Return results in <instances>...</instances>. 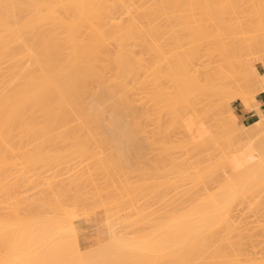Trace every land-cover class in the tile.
<instances>
[{
    "label": "bare ground",
    "instance_id": "6f19581e",
    "mask_svg": "<svg viewBox=\"0 0 264 264\" xmlns=\"http://www.w3.org/2000/svg\"><path fill=\"white\" fill-rule=\"evenodd\" d=\"M248 10L256 11L257 13H259V15H257V16H252V15L244 16V15H242L244 12H246ZM263 13H264V0H0V64L4 61L7 62V60H11L9 67L12 68V71H10V73H8V72L7 73H0V183L3 180L2 174L5 171V168L10 164L7 162L8 160H7L6 154L8 153V151H11V153L16 155L19 153V151L21 150V146H22V145H20V147H18V146L14 147L11 145V143H10L11 141H9V143H10V145H9V143H8L9 139L12 141H13L12 138L15 139L17 137L19 140H20V138H23V137L24 138L28 137V139L31 138L30 140H37L41 137L42 138L44 137L43 139H46V138L52 139V137L57 139L58 136L61 138V140L62 139H68L70 136L68 134H67L68 136H66L65 134L68 133L67 131H69V130L71 132L72 127L74 126L76 129L73 128V129H75V131L72 130V131H74L72 133L74 135H76V134L80 135V133L82 132L83 133V137H82L83 141H87V139H84L87 136L89 137L90 140H92V138L95 140V139H98L99 137L101 139H104L102 136V133H105V132L106 133L109 132L108 134H110V135H108L109 136L108 138H112L115 141H116V139H119V138H121V140H122L123 137H125L124 139L127 138V140H129L128 138L131 137L130 132H132L133 135L136 134L134 129H133V126H131L132 123H134L138 120V119H134V118L141 116L138 114H137V116L135 115V117L133 116L136 112V111L134 112V109H135L134 106H136L137 104H136V102L133 103L134 100L132 99V98H135L134 95L132 97V94H134L133 93V91H135L134 88L137 87L136 82L140 80V82H138L141 84L140 86L142 88V89L140 88L141 89L140 92L142 90H144V91L146 90V92L149 93L150 95L153 92V94L151 96H153L155 98V101L153 102L154 106L152 105L154 108H151L150 105L152 103L150 104V102H152L154 100L153 97H151L149 94H147L144 91H143L144 93L141 92V93H143L142 97H144L145 94L149 95V96L146 95L145 98L149 99L151 97L149 99L150 102L148 100L144 99V100L149 102L148 104L150 106V107L148 106V109L144 108V109H146L145 111L143 110V112H145V113H146V111L148 112L145 115V118H148V117L150 118V116H151L152 117V118H150V121H151V119L153 120V117L155 116L154 117L155 121L153 120L152 122H154V125H155V123H158L155 126H156V128H157V126H159L158 127V130L160 129L159 130V136H161L160 134L162 132V135L166 137V140H164V137L163 138L161 137L163 142L165 141L164 144H168L170 146V144H169V142H167V140L170 141V140L176 139V137H174V136H177L180 134L179 137L177 136L178 141L176 140L177 141L176 142L174 140V143L175 142L177 143V144L175 143L176 149L173 147L174 152L176 150H178L177 152L181 153L180 159H183L185 157L183 160H181L182 161L181 165H183V166L180 168L182 170H179V171H181L180 173H182V175L185 179L189 176L191 180L193 179V182L196 181V182H200V183L203 182V183H207V184L210 183L211 181H213L215 183L216 181H214L215 180L214 177L215 178L217 177L218 182H219V186H220L219 188L221 189V190L218 189L216 192H214L215 194L211 193L210 192L211 188L213 189V191L215 190L213 188L214 183L212 184V182H211V185H212L211 188L209 187L210 184H209V186L207 185L208 188L206 187L205 193L200 192L199 195L196 194L198 196L195 197L196 200L195 199L193 200L194 203L192 201L191 202L187 201L188 203H192V204L189 205L187 203L189 206L188 205H187L188 207L183 206L182 209L179 210L180 212L179 211L176 212V213H178L177 215L174 214L175 216L174 215L170 216V215H172V214H170L169 218H164L166 221V223L164 222V225L162 227L163 232H164V234H163L164 236L163 237L161 236V238H164V239H163L162 243L159 240L160 243L162 244L161 245L162 250L159 249V244L154 243V240L152 241V239H151L157 233H154V235L152 234V237H149L151 239V241L145 242L146 244L142 243V244H144V246L141 244L140 240H138L139 241L138 242L136 239V242L138 244L140 243L143 246L142 249L144 250L143 251L144 254L146 252V253L150 254V256H153V255L159 256L158 254L162 253L163 257H165V261L167 264H264V257H263L264 256V225L260 224V223L264 222V220H263L264 218L262 219L263 221H261V219H258L259 217L258 218L256 217L257 213H254L255 218H257V219H252V220L248 221V218H246L245 215L242 216L243 215L242 212L244 210L239 209L241 207L243 209L245 206H247L248 209L250 207V203L248 202L249 205H247L248 203L245 204L246 202L244 203V201H243V206L239 207L240 203L242 205L243 199H241V197L242 198L244 197V199H245V196L248 195L247 197L249 198V196L253 195L252 193L255 192L256 188L259 189V188L263 187V189H264V153H263L264 145L259 146L260 148L258 146H255V147L251 146L254 149V152H252L249 156L247 155L248 157L242 156L243 157V159H241L242 163L239 164V166L237 168H235L236 166L235 167L232 166L234 168V171H232L234 173L233 177L231 178L232 180H230L229 178L227 179L224 172H222V174H220V175H222V177H220L221 180L219 179L220 175L216 174L220 168L224 169V167L226 166L225 165V159L226 158L224 159V157L225 156L228 157V155L224 154L225 156L223 157L222 161L219 160V162H218L219 164H221V166H224V167H220V165L218 163L217 164L215 163L214 165H212L215 168L218 167V170L214 169V167H210V168L208 167L209 166L208 164H210L214 161V158H215L214 156H213V161H211V160L209 161L208 159H206L205 156H201L202 154H206V152H205L206 150L208 152V149L209 150L211 149L208 146V144H211V143H208V142L211 141L212 146H213L214 145L213 143L217 142V139H215V138H220L222 135L221 133L224 132L222 125L220 126V124H218L217 120H216L215 122H216L217 126H216L215 130H217V128L220 126V127H222L223 132L221 130H219L220 129L219 128L218 131L221 132L220 137L218 136L219 132H217L218 135L216 134L218 137L211 135L213 133L215 135V132H211L213 130L212 129L213 127H211V126H214V125H211L212 124L211 122H213L215 120L214 119L213 121H211L212 117H213V115H215V117H216V115H218V113L220 111V110L219 111L217 110L218 111V112L216 111L217 114H213V111H215V109L217 108L216 106L219 107L218 104H215V101L217 98H214V97H216V95L218 97V95H219L218 99H219V102L221 105L222 104L227 105L228 103H230V98L228 99V97H230L229 95L233 94V93L228 92V90H227V89H230V88H227L228 86L230 87L229 83L231 82L229 76L231 75V72H233V73L236 72V73L240 74L242 77H243V75L245 76V74L242 73L243 71H241V68L243 67V64H244L243 60L245 58H247V56H249L247 54L251 53V52L247 53L246 49H247V47H249L251 49L252 48L250 46L251 44L252 45L253 44H259L258 41L253 42V37H248V36L244 35L245 33L242 30L244 18L247 17L249 20H253L256 23V26L258 27V29H262V28H264V14ZM230 26H233L234 29H237L238 31L234 30L231 32V30H229L227 33H224L223 31L230 29ZM224 35H226V36H224ZM227 36L230 40L233 39L235 41V43H237L238 45H236L234 47L233 46L230 47L229 43H227L229 45V46L227 45L228 48L225 45H224L225 47L222 46L221 42L223 40L227 41V39H224ZM162 39H164V40L162 41ZM258 39L261 42H264V34H261V36ZM229 42H231V41H229ZM112 43L115 44V46H116V48L114 50L112 47L113 51L110 49V45ZM224 43H226V42H224ZM248 44H249V46H247ZM165 45L168 46V49H165L166 48ZM215 58L217 59V62L215 61L216 60ZM220 61H223L224 63L229 65V67H227V69L230 68V70H232L230 72V74L227 72V69H224L227 73L223 69H218V67H220L219 66L220 64L216 65L215 62L219 63ZM236 63L239 64L238 70H237V66H236L237 64ZM226 64H225V68H226ZM233 65L236 66V69L234 67L235 71L232 68ZM222 66H223V64H222ZM239 66H240V68H239ZM262 66L264 67V65H262ZM8 70H10V69H8ZM258 70L259 69L253 70L255 73L258 74L257 77H259V75L260 76L262 75V73L258 72ZM216 71H217V73H215ZM143 74L145 75V77H143L144 76ZM233 76L234 75H232V77ZM236 77H239V75H236ZM216 78H217V80H216ZM228 78H229L230 82L228 81ZM134 81H135V83L133 85L132 82H134ZM216 81H218V82L216 83ZM233 81L234 80H232V82ZM257 83L260 84V86L262 85V83L264 84V77L263 78L260 77L258 79V81L256 82V84ZM150 84L152 85L151 90H149L151 87ZM149 85H150V87H149ZM140 86L138 84V87H140ZM258 89H260V88L258 87ZM261 89H263V88H261ZM216 91H217V93H216ZM229 91H231V89ZM260 91L261 90H259V92ZM215 93H216V95H215ZM227 93H230V94L228 95ZM240 94H239V96H241V97L244 95L243 93L241 95ZM142 97H140V98H142ZM136 98H137V96H136ZM244 98H245V96H244ZM218 99H217L216 103H218ZM140 100L144 101L143 98ZM138 101H137V103H138ZM142 101L141 102L139 101V103H138L139 106H140V103L142 105ZM146 101L144 103H146ZM198 104H200L199 105L200 107L197 106ZM145 105L146 104H144V106ZM213 107H216V108H214V110H213ZM142 108H143V106H142ZM149 109L150 110L154 109L155 113H154V111H152L153 113H151V111ZM149 111H150V113H149ZM133 112H134V114H133ZM139 112L140 111H137L136 113H139ZM152 114H154V116H152ZM146 116H148V117H146ZM140 118H144V116L143 117L141 116ZM144 120L141 123H144L145 122ZM139 121H142V120L139 119ZM73 122H76L75 124H77V125H81V124H84V125L89 124V125L88 126L82 125L84 127H82V128L80 127L78 129L77 127H79V126L76 127ZM77 122L80 124H78ZM105 122H107V124L111 123L112 125L107 127V124ZM226 122L224 123V125L226 124ZM69 123L70 124L72 123L74 125L71 124L72 126L69 128V126H70V125H68ZM97 123L98 124L101 123L100 124L101 126H102V123H103V126H104V124H106V127L104 128L102 126V128H104V129H100L101 126L98 127ZM122 123H124V124L129 123V125L132 127V129L127 124H125V126H121L120 124H122ZM92 124H94V125H92ZM227 124L229 125L228 122H227ZM58 125H60V126L62 125L63 127H65V125H67V127L65 129H63L66 133H61V132H63V130L60 127L61 131H59L58 132L59 134H58L56 132L57 130H59ZM93 126L95 128L98 127L99 129L98 128L95 129V128H93ZM139 127H141V126H139ZM148 127H150V126H148ZM141 128H139L140 130L137 129V131L138 132L141 131L143 129V128L142 129ZM156 128H155V130H156ZM226 128L227 127L224 126V129H226ZM147 129H149V128H147ZM144 130H146V129H144ZM158 130H156V131H158ZM75 132H77V133L75 134ZM98 132H99V135H98L99 137L97 138L95 136ZM143 132L146 133L145 131H143ZM100 133H101V135H100ZM60 134H62V135H60ZM73 134H72V137H70L69 139H74L77 141V143H75L76 144L75 146H74V144L72 145V148L74 146V148H73L75 151L74 153H76L77 155L79 153L80 154L89 153L90 151H89V148L87 146L88 144L87 145L85 143L79 144L80 143V137H78L79 135L78 136L76 135L77 137H74ZM105 134H103V135H105ZM227 134H229V132ZM227 134H223V135L225 136ZM55 135H56V137H55ZM85 135H87V136H85ZM106 135H105V137L107 138ZM48 136H50V137H48ZM91 136H92V138H91ZM136 136H137V134L135 135V137ZM144 136H146V135H144ZM152 136H156V135H152ZM157 136H158V134H157ZM205 136H207V137H205ZM228 136L229 135H227V137ZM66 137H68V138H66ZM135 137H133V138H135ZM60 138H58L59 141H60ZM139 138H140V136H139ZM18 139H16V140L18 141ZM220 139H223V138H220ZM30 140H29V143H30ZM207 140H208V142H206ZM225 140H226V138H225ZM26 141H28V140L26 139ZM115 141H113V142H115ZM213 141H215V142H213ZM102 142H103L102 143L103 146H105V148H106L107 142L104 143V140ZM118 142H120V140ZM118 142L117 143L115 142V144H112V145L114 147L116 146L117 149L120 148L119 151H121L123 153L124 150H122L121 148H123V147L125 148L127 146V144L123 143L122 141H121L122 143L121 142L118 143ZM26 143H28V142H26ZM78 144H79V147L77 146ZM145 144H146V142H145ZM164 144H162V145H164ZM204 144H206V145L204 146ZM215 144H216V146L218 145L217 143H215ZM122 145H124V146H122ZM146 145H148V144H146ZM149 146H150V144H149ZM33 148L35 150L34 156L29 157L30 159H27L26 162L23 161V162H25V164L27 163L29 166H32V170L34 169L33 168L34 164L35 163L37 164V162L39 163L43 159L42 158L43 154L44 155L47 154V153L45 154V152H46L45 148L46 147L44 146V144L41 145L39 143H37V144L35 143ZM56 148H54L52 150L54 151ZM261 148L263 151L261 150ZM58 150H59V148H57L55 151H58ZM219 150H220V147H219ZM223 150H225V149H223ZM23 151H25V149ZM259 151H262V152H260L261 154L259 153ZM60 152H61V149H60ZM70 152L68 151V154ZM116 152L118 153V151H116ZM125 152H127V151H125ZM211 152H213V151H211ZM64 153L66 155L67 151H65ZM122 153H121V155H122ZM171 153H173V152H171ZM223 153H225V152L223 151ZM20 154L24 155L23 153H19L18 155H20ZM35 154H36V156H35ZM91 154H93V153H91ZM119 154H120V152H119ZM136 154H137V152H136ZM179 154H176L173 156L176 157ZM32 155H33V153H32ZM54 155H56V154H54ZM54 155L52 157H54ZM59 155H61V153H59ZM210 155H212V154H210ZM39 156H41L42 159H40ZM182 156H184V157L182 158ZM206 156H207V154H206ZM56 157L60 159V156L58 157V152H57ZM61 157H63V155ZM97 158H96L97 160H100L99 156ZM145 158H147V157H145ZM167 158H169V157H167ZM189 158H191V160H192V158L197 159L199 162L198 163L197 161H195V163L197 162L198 165H196V167L194 168L195 171L192 170V174L194 173V175L189 174L191 172V170H189L190 172H188V169L189 168L192 169L195 165V163L193 162L194 165L192 164L193 167L191 166V162L193 160L189 164V160H190ZM202 158H205L206 159L205 161L208 160V163L205 162V163H207L208 166L204 165L205 163H203V167H202V165L200 166L201 162L204 161ZM93 159H95V158L93 157ZM174 159L175 158H173V160ZM176 159H178L177 160L178 162L180 161L179 158H176ZM14 160H15V158H14ZM55 160H58V159H55ZM119 160H120V158H119ZM43 161L45 162V160H42V162ZM12 162H14V161H12ZM23 162L21 161V164ZM44 162H43V164H44ZM101 162H102V160H101ZM103 162H104V159H103ZM103 162L101 164H102V166H104V169H106L105 168L106 165H104ZM227 162L230 163V159ZM92 163H93V161H92ZM119 163L117 165H119ZM127 163H129V162H127ZM127 163H126V165H127ZM222 163H224V165ZM229 163H227V164L230 167L231 165ZM45 164H46V162H45ZM114 164H116V163H114ZM121 164L122 163H120V165ZM177 164H180V163H177ZM89 165H90V163L88 164V166ZM96 165H97V163H96ZM185 165H187V168L185 167ZM216 165H217V167H216ZM70 166H72V165H70ZM102 166H100V169ZM111 166H113V165H111ZM122 166H123V164H122ZM130 166H131V163H130ZM163 167H165V166H163ZM232 167H231V169H232ZM22 168H24V167H22ZM176 168H177V166H176ZM29 169H31V168H29ZM163 169H165V168H163ZM108 170L109 169H106L105 172H108ZM154 170H155V168H154ZM170 171H172V169ZM7 172H8V169H7ZM115 172H116V170H115ZM23 173H22V175H24ZM154 173H156V172H154ZM158 173H160V172H157V174ZM214 174H215V176H214ZM103 175H104V173H103ZM108 175H110V174L108 173ZM141 175H142V173H141ZM164 176H165V174H164ZM224 176L226 178L225 180H224ZM16 177H15V179H16ZM183 177H181V178H183ZM34 178H33V180H34ZM112 178H111V180H112ZM222 178L224 181L222 180ZM13 179H14V177H13ZM105 179H107V178H105ZM166 179H168V178H166ZM23 181H22V183H23ZM86 181H88V180H86ZM220 181L221 182L223 181V182L221 183ZM98 182H100V181H98ZM15 183H16V181H15ZM172 183H173V181H172ZM2 184H3V182H2ZM7 184H9V183H7ZM145 185L147 186V184H145ZM3 186L4 185H2V187ZM18 186L16 185V187H18ZM30 186L28 185V187H30ZM4 187L2 188L3 190L5 189ZM8 187H7V189H8ZM16 187H14V188H16ZM202 187H204V186H202ZM52 188H54V186ZM59 188H61V187H59ZM97 188H99V187H97ZM199 188L200 187H198V189ZM26 189L27 188L25 187V190ZM33 189L34 188H32V190ZM94 189H95V187H94ZM109 189H111V188L109 187ZM202 189L204 190L205 188H202ZM8 190L10 191V193H12V191H13V190L11 191V188ZM170 190H172V189H170ZM0 191H1V189H0ZM4 191L6 192V190H4ZM29 191L30 190H28L26 192H29ZM108 191H110V190H108ZM218 191H219V193L216 194ZM5 192H3V194H5ZM10 193H8V194H10ZM203 193L208 194L207 196L205 195L207 198L205 196L201 195L202 197H205L206 199H202V198L199 199L201 197L200 194H203ZM248 193H251V195ZM3 194H1V195H3ZM17 194L19 195V193H17ZM147 194H149V193H147ZM182 194H184V193H182ZM18 195H17V197H18ZM3 196H5V195H3ZM8 196H10V195H8ZM24 196H26V195L24 194ZM182 196H184V195H182ZM255 196H257V195H255ZM261 196H262V193H261ZM7 197H5V198H7ZM20 197H23V196H20ZM28 197H30V196H28ZM28 197L27 196H26V198L23 197L22 201L24 199L27 200ZM75 197H76V195H75ZM10 198H12V197L10 196ZM35 198H36V196H35ZM42 198L44 201V196ZM81 198H82V196H81ZM251 198H252V196H251ZM1 199H0V201H2V202H0V204L1 203L4 204V201H5L4 197L2 200ZM141 199H142V197H141ZM239 199H241V201ZM40 200L42 201L41 197L38 198V200L36 199L34 201H37L38 202L37 204H39ZM106 200H108V199H106ZM176 200H175V202H176ZM6 201H7V199H6ZM46 201H48V200H46ZM250 201L252 202V200H250ZM49 202H46L47 203L46 206H48L50 204ZM92 202H94V201H92ZM12 203L10 204L11 207H13V208L15 207V209L17 210L16 206H13ZM28 203H27V205H28ZM30 204L32 205V203H30ZM51 204H52V201H51ZM179 204H180V202H179ZM244 204H245V206H244ZM262 204L263 203L261 201L260 205H258V206L260 208V211L263 213L264 210H261ZM79 205H80V203H79ZM135 205H136V203H135ZM50 206L52 207V205H50ZM99 206L100 205H98L97 208ZM253 206H255V205H253ZM253 206L250 208L252 209ZM35 207L38 209L37 206H35ZM40 207L43 208L42 206H40ZM255 207L253 209H256ZM259 208H257V209H259ZM6 209H8V208L6 207ZM32 209L33 208L30 209L29 213H32L31 212ZM54 209L55 208H53V210ZM112 209H114V208H112ZM176 209L177 208H175V211H176ZM244 209L246 211V208H244ZM262 209H264V205H263ZM33 210H35V209H33ZM47 210H46V212H47ZM53 210H51V211H53ZM236 210L238 213L237 212L235 213ZM240 210H241L242 214L240 213ZM12 211H13V209L11 210V212ZM27 211H28V209H27ZM27 211H25L24 214H26ZM36 211L37 210H35V212ZM55 211H56V209H55ZM111 211H109V212H111ZM19 212H21V210ZM56 212H58L57 214H59L58 210ZM107 212H108V210H107ZM2 213L5 214V212H2ZM41 213H43V212H41ZM44 213H45V211H44ZM173 213H175V212H173ZM245 213H247V212H245ZM17 214L13 215V213H12L11 217L14 216L13 218L20 220V219H18V217H16V216H18ZM24 214H23V216H21L22 214H20L19 216L27 218L28 215H24ZM33 214L35 215V213H33ZM47 214H50V213H47ZM246 215L249 216V212ZM250 215H251V212H250ZM251 216H253V215H251ZM5 217H7V216H5ZM8 217L10 218V216H8ZM64 217H66V216H64ZM108 217L110 218V216H108ZM161 217L163 219V215H161ZM253 217H250V218H253ZM13 218H10L9 220L12 219L15 222V219H13ZM28 218H27V220L30 221V222L29 221L28 222L33 223L34 225L29 224L30 225L29 227L27 225L26 226V227H28L27 228L28 230H26L27 232L25 230H23L26 227H24V225H21L23 233L22 232L18 233V235L21 234L19 236L17 234H15L18 231H21V229H20L21 226H19V228L17 227V225H19V223L17 225L15 223V225H13L14 224V223H12L13 221L12 222L10 221L11 222V226H10V222L6 221V219H5V221L9 223L8 225L4 224L5 222L4 223L2 222L3 219L1 220L0 224L3 223L4 226L3 225H0V226L6 227V228H4V232L1 231V234L5 233V231L7 232V230L11 234L10 235L9 233H6V234H8V237L6 236L7 239L5 238V240H7L5 242L6 243L5 246L7 247V249L9 247V249H8L9 251L12 249L13 252H17V251L20 252V250L24 251V249L28 248V247L29 248H32V247L35 248V246L37 247V244H38V248H40V246L45 247V245H43V244H46L47 248L48 247L50 248L51 246H53L51 243H49V244H51V246L49 244H47V242L45 243V241L47 239L46 240L44 239L45 241L44 240L38 241L39 239L40 240L43 239L42 237L40 238L41 231L46 230V229H43L40 231L38 229L40 227V226H38V224H40V222H39L40 218H39V221H38V219L33 221L32 219H34L35 217L32 219L30 217H28ZM49 218H50V216H49ZM52 218H54V217H52ZM153 219H155V218H153ZM7 220H8V218H7ZM27 220H25L24 222H27ZM50 220H51V218H50ZM155 220H157V219H155ZM158 220L160 221V219H158ZM46 221H48V220H46ZM56 221H58V220H56ZM162 221H164V220H162ZM251 221L252 222L258 221L259 223L258 222L251 223ZM67 222H68V220H67ZM55 223L56 222H54V224ZM68 223H69V225L66 227V229H65V227L63 229H65L67 231L69 230V232L66 233V231H64V230H60V229L59 230L63 233H66V234H68V233L74 234L75 233L74 224L72 222H70V219H69ZM126 223H128V222H126ZM135 223L136 222H134V224ZM247 223L250 224L251 226L248 225ZM255 223H257V225L258 224H260V225L257 226ZM25 224H28V223H25ZM140 224H142V222ZM253 224H255V226ZM61 225L64 226L63 223ZM43 226L41 224V227H43ZM118 226L116 225V227H118ZM253 226H254V228H253ZM36 227H37V229H36ZM149 227H150V225H149ZM13 228L20 229V230H16ZM32 228H34L35 231ZM114 228H111V229L113 230ZM156 228L157 227H155V229ZM255 228L257 229L258 232L256 231ZM47 229H48V227H47ZM50 229L53 230V228H50ZM57 229H55V230H57ZM152 229L154 230L153 227H152ZM251 229L252 230L254 229L253 233H251V231H252ZM2 230H3V228H2ZM10 230H12V231H10ZM31 230H33V231L31 232ZM37 230H39L40 233ZM59 230H57V231H59ZM158 230L160 232L162 229L159 228ZM53 232H51V233H53ZM156 232H158V231H156ZM27 233L30 236L27 235ZM114 233H113V235H115ZM257 233H258V235H257ZM22 234L27 235V236H25V238H24V236ZM31 234H32V236H31ZM43 234H46V232L45 233L43 232L41 235H43ZM150 234H151V232H150ZM12 235H14L15 237ZM48 235H51V234L48 233ZM59 235H61V233H58V236ZM63 235L64 234H62V236ZM75 235L74 236L72 235V237L73 238L77 237ZM11 236L14 239L11 238ZM28 236H29V240L30 239L36 240V238H38L36 240V242L34 241L33 243H32L33 240H30L32 243V247H31V243H29L30 241L28 240ZM54 236H57V235L54 234ZM253 236H255V237H253ZM51 237L52 238H50V239H54L53 236H51ZM123 237L124 236L115 237V238H120V239H118V241H115V238H114L113 241H115V243L119 242L120 246H122L123 249H125V250H127V248H128L129 250L131 249L130 251L139 252L138 251V248H139L140 252L142 251V249H140V247H142L140 244H139V246H140L139 247L138 244L136 245L135 242H134L135 244H133V243L129 244V243H131V242H129V240H127L128 244L124 243V241L120 242ZM15 238H16V240H19V239L20 240L16 241ZM21 238L23 239V241ZM149 238H148V240H150ZM11 239L13 241H11ZM63 239H64L63 240L64 242L67 239L65 243L63 242V244H64L63 246L68 247V249L72 248L73 251L75 250L76 253L80 250L79 246H78V242L76 244L77 245L76 249H78V250H76L75 244L70 245V242L68 241L69 237H66ZM2 240H0V241L2 242ZM8 240H9V242H8ZM61 241H59V243ZM110 241L108 243H112V241L111 242ZM141 241H145V239H143V240L141 239ZM146 241H147V238H146ZM156 241H158V240H156ZM16 242H18V243H16ZM49 242H53V240H50ZM74 242L76 243L75 240H74ZM74 242L72 241V243H74ZM10 243H12V244H10ZM13 243H15L16 245L19 244L18 245L19 247L16 246L15 244L13 245ZM26 243L27 244L29 243L27 247H26V245H27ZM40 243H42V245H40ZM57 243H58V241H57ZM53 244H54V242H53ZM68 244H69V246H68ZM0 245H1V243H0ZM12 245H13V247L10 249V247ZM14 246L16 247V249ZM70 246H71V248H70ZM104 246L109 249V250H107L105 248L107 251L111 252L110 251V245L109 246L104 245ZM53 248H54V246H53ZM60 248H62V247H60ZM35 249H37V248H35ZM45 249L46 248H43V250H45ZM50 249H52V248H50ZM65 249H67V248H65ZM68 249L66 251H68ZM101 249L106 251L104 248H101ZM12 250H11V252H12ZM49 250H47V251L50 252L53 249L50 251ZM4 251H6V250H4ZM26 251L28 252V250H26ZM26 251L24 253H26ZM32 251H34L36 254L39 253L37 250H36L37 252L35 250H32ZM32 251H31V253H32ZM104 251L102 252L103 254L108 253L107 251H106V253H104ZM113 251H115V248L113 249ZM95 252L96 251H94L93 253L91 252L90 256H92V258H94L92 254H94ZM137 252H135V253L137 254ZM47 253L45 252V254H47ZM89 253L87 256H89ZM13 254L16 255V253H13ZM13 254L11 253L10 255H13ZM72 254H74V252ZM97 254H99V253L96 252L94 254L95 255L94 259H97L98 257L101 256V254H99L100 256H98ZM4 255H6V254H4ZM10 255H7V256H9L7 258L8 260L11 257ZM19 255H17V256H19ZM31 255H29L28 257H31ZM33 255H35V254H33ZM42 255H44V254H42ZM47 255H48V257H50L49 254H47ZM87 256L81 255V253H78L77 259H80V260H78V261H80L79 263L82 264L83 262L84 263L88 262L91 264L93 259L88 257L89 259L92 260V261L91 260L88 261L89 259H87ZM107 256H109V255H107ZM140 256H142V254ZM22 257H24V255ZM45 257L47 258V256H45ZM45 257L41 258V260L44 259ZM54 257H55V255H54ZM64 257L65 256H63V258ZM119 257L121 258V256H119ZM125 257L126 256H124L123 258L125 259V263H126V261H128L129 258H125ZM155 257L153 259L151 258L150 261L153 262L152 260H155V262H156ZM161 257H160V260H161ZM19 258L20 257L15 258L13 255V259H15V260L17 259V260L16 261L14 260L15 262H12V263L15 264ZM50 258H53V256ZM81 258H85V259H87V261L82 262L83 259H81ZM101 258H103V257H101ZM138 258H140V257H138ZM144 258H146V257H144ZM11 259H12V257H11ZM130 259H131V257H130ZM147 259H144V260L147 261ZM8 260H6V262ZM48 260L51 262L53 259L52 260L48 259ZM65 260H68V258ZM73 260H76V259L73 258ZM98 261L99 260H97L96 262H98ZM100 261H99V263H100ZM117 261L120 262V259H118ZM117 261H116V264H119V263H117ZM122 261H124V260L122 259ZM122 261L120 262V264L124 263ZM26 262L28 263V260ZM38 262H40V259ZM38 262H36L35 264H37ZM94 262H95V260H94ZM112 262H113V259H112ZM137 262H138V260L136 261V263ZM148 262H149V260H148ZM7 263L10 264L11 260H9ZM46 263H49V262L47 261ZM114 263H115V258H114ZM136 263H133V264H136ZM16 264H19V263L17 262ZM41 264H44L43 260H42ZM72 264H74V263H72ZM105 264H107V263L105 262ZM137 264H139V263H137ZM161 264H163V263L161 262Z\"/></svg>",
    "mask_w": 264,
    "mask_h": 264
},
{
    "label": "rangeland",
    "instance_id": "374dc122",
    "mask_svg": "<svg viewBox=\"0 0 264 264\" xmlns=\"http://www.w3.org/2000/svg\"><path fill=\"white\" fill-rule=\"evenodd\" d=\"M264 14V13H263ZM242 15H244V16H247V15H252V16H257V15H259V13H257L256 11H251V10H248V11H246V12H244ZM229 30H231V32L232 31H238L237 29H234V27L233 26H230V29H227V30H224L223 32L224 33H227ZM242 30L244 31V35H246V36H248V37H253V42H255V41H258V43L259 44H251L250 46L252 47L251 49L249 48V47H247V49H246V52L247 53H249V52H251V53H249V54H247V55H249V56H247V58H245L243 61H244V64H243V67L241 68V71H243L242 73H244L245 74V76L243 75V77L240 75V74H238V73H233V72H231L232 70H230V68H228L227 69V67H229V65L228 64H226V63H224L223 61H220L219 63H216L217 62V59L215 60L216 62H215V64L217 65V64H220L219 66L221 67H218V69H227V72L230 74V72H231V77L229 76V78H230V80H231V82L229 81V78H228V81L230 82L229 83V85H230V87L228 86L227 88H230L231 89V91H229L230 89H227L228 90V92H232L233 94H230V93H227L230 97H228V99L230 98V103H228L227 105H225V104H220V102H219V95H218V97H217V95H216V93H217V91H216V93H215V95H216V97H214V98H217L218 99V103H216L217 102V99H216V101H215V104H218L219 105V107L218 106H216V107H213V110H214V108H216L215 109V111H213V114H217V112L219 111V113H218V115H216V117H215V115H213V117H212V120L211 121H213L214 119V121L213 122H211L212 124L211 125H214V126H211V127H213L211 130V132H215V135H214V133L213 134H211V135H213V136H216V137H220V135H221V137L220 138H223V139H220V138H215V139H217V142H215V141H213V142H215V143H217L218 145L216 146V144L215 143H213L214 145V147L212 146V142L210 141V142H208V140L206 141V142H208V143H211V144H208V146L211 148L210 150L208 149V152H207V150L205 151L206 152V154H207V156H206V154H202L201 156H205L206 157V159H208L209 161L211 160V161H213V156L215 157L214 158V163L212 162V163H210V164H208L207 165V163H208V160L207 161H205L206 159L205 158H202L204 161H202L201 162V164H200V166L202 165V167H203V163H205V162H207V163H205L204 165H206V166H208L209 168L210 167H214V166H212V165H214L215 163L217 164L218 162H219V160L220 161H222V159H223V157L225 156L224 154H226V155H228V157H224V159H225V167L224 166H221V164H219L220 165V167H224V169L223 168H220L219 170H218V167H217V165H216V167L217 168H215L214 167V169H217L218 170V172L216 173V174H218V175H220V174H222V172H224V174H225V176H226V178L228 179H230V180H232L231 178L233 177V172L232 171H234V168L233 167H235V168H237L238 166H239V164H241L242 163V160L241 159H243V157L242 156H245V157H248L252 152H254V149L251 147V146H253V147H255V146H263L264 145V112L263 111H261L260 110V108H259V104H258V101H257V99H256V96H262V95H264V84L262 83V85L260 86V84H256V82L258 81V79L261 77V78H263L264 77V67L262 66V65H264V42H261L258 38L261 36V34H264V28H262V29H258V27L256 26V23L253 21V20H249L247 17H245L244 18V21H243V28H242ZM226 31V32H225ZM224 36H226V35H224ZM230 37V36H229ZM224 39H227V41L226 40H223L222 42L224 43V42H226V43H222L221 42V45L222 46H226L227 48H228V46L230 45V47L231 46H236V45H238L237 43H235V41L233 40V39H229L228 38V36L226 37V38H224ZM164 39H162V41H163ZM166 40V39H165ZM229 41H231V42H229ZM227 43H229V45L227 44ZM114 45V46H113ZM228 45V46H227ZM166 46V48L165 49H168V46L167 45H165ZM164 46V47H165ZM224 46V47H225ZM247 46H249V44L247 45ZM112 47H113V50L116 48V46H115V44H111L110 45V49L112 50ZM232 47V48H233ZM112 50V51H113ZM168 55V54H167ZM246 55V54H245ZM9 62V63H8ZM10 62H11V60H7V62L6 61H4V62H2L1 64H0V73H10V71H12V68L11 67H9L10 66ZM222 62V63H221ZM6 64V65H5ZM222 64H223V66H222ZM225 64H226V68H225ZM237 65V70H238V63H236ZM236 66H234L233 65V70L235 71V69H236ZM234 67H235V69H234ZM231 68V69H232ZM239 68H240V66H239ZM7 71H6V70ZM8 69H10V70H8ZM216 69V68H215ZM214 69V70H215ZM254 69H259L258 70V72H261L262 73V75L260 76L259 75V77H257L258 76V74L257 73H255L253 70ZM217 70V69H216ZM4 71V72H3ZM218 71V70H217ZM217 71L215 72V73H217ZM225 71V70H224ZM226 72V71H225ZM226 72V73H227ZM144 75V74H143ZM232 75H234L233 77L235 78H233L232 77ZM236 75H239V77H236ZM216 76V75H215ZM143 77H145V75L143 76ZM232 78V79H231ZM237 78V79H236ZM144 79V78H143ZM142 80V79H141ZM216 80H217V78H216ZM232 80H234L233 82H232ZM138 82H140V80L139 81H137L136 82V85H137V87H135L134 89H135V91H133V93L134 94H132V97H133V95L135 96V98H132L134 101H133V103L134 102H136V106L138 107H136V106H134V108L136 109H134V112L136 111H140L139 113H136L135 112V114H134V112H133V116L135 117V115L137 116V114L138 115H141L142 117L144 116V118H140L139 116V118L138 117H136V118H134V119H138L136 122H134V123H132V125L131 126H133V129H134V131H135V133L137 134V136L135 137V135L136 134H134L133 135V133L132 132H130V138H128L129 140H127V138L126 139H124L125 137H123V139L121 140V138H119V139H116V141L114 140V139H112V138H108L109 136L108 135H110V134H108L109 132H105V133H102V136H103V138L104 139H101L98 135H99V132L96 134V136L95 137H99L98 139H93L92 138V136H91V138H92V140H90L89 139V137L87 136V135H85V136H87L86 138H84V139H87V141H83L82 139V137H83V133L81 134L80 133V135L78 136L76 133L77 132H75V134L78 136V137H80V143L79 144H81V143H85L87 146H88V148H89V153H84V154H76V153H74L75 151H74V146L76 145L75 143H77V141L76 140H74V139H69L70 137H72V132H74L75 131V127L73 126L72 127V130H74V131H72L71 130V132H70V130L69 131H67L68 133H66L63 129H65L66 127H67V125H65V127H63L62 125L60 126V125H58V128H59V130H57L56 132L58 133L59 131H61L60 130V127H61V129L63 130V132H61V133H66L65 135L66 136H70L69 138L68 137H66V138H68V139H62L61 140V138L58 136L57 137V139L56 138H54V137H52V139L51 138H49V139H47L46 137V139H43L42 137L41 138H39V139H37V140H30V139H28V137H23V138H20V140L18 139V137L17 138H12L13 139V141L12 140H8V143H9V141H11L10 143H11V145L12 146H18V147H20V145H22L21 146V152L19 151V153H23L24 155H22V154H20V155H18V154H16V155H14L13 153H11V151H8V153L6 154V156H7V162L8 163H10L6 168L8 169V172H7V169L5 168V171L3 172V174H2V179L4 180H2L1 181V183H0V189H1V191H0V199L2 198L3 199V197H4V199H5V201H4V204L3 203H1L0 204V222H1V220H2V222L4 223V224H6V225H8L9 223L8 222H12L13 220L11 219V220H9L10 218H13L14 216H12L11 217V215H12V213H13V215H15V214H17L18 216H16V217H18V219H20V220H17V219H15V218H13V219H15V222L13 221L12 223H14L13 225H15V223H16V225L19 223V225H17V227L19 228V226H21V225H24V227H26L27 225H28V227L31 225V224H33V223H29L30 221L29 220H27V218L28 217H30L31 219L32 218H34V219H32L33 221H35L36 219H38V221H39V218H40V224H38V226H40L38 229L41 231V230H43V229H46L45 231L43 230V231H41V233L39 232V230H37L39 233H40V238L42 237L43 239L42 240H38V241H43L44 239L46 240H44L45 241V243L47 242V244H49V243H51L53 246H54V248H53V246H51V244H49L51 247L50 248H52V249H50L49 247V249L50 250H52V251H50L46 246V244H43V245H45V247H43V246H40V245H42V243H40V248H38V244H37V247L35 246V248H37V249H35L34 247H32V243L35 241L36 242V240L38 239V238H36V240H34V239H30V240H33L32 241V243H31V241L29 240V234L27 233V235H29L28 236V240L30 241H28L29 243H31V247L33 248H25L24 249V251H21L20 249V252H13V250L11 249L12 247H13V245L15 244V243H13V245L10 247V249L12 250V252H11V250L9 251L8 249H9V247H8V249H7V247L5 246L6 245V241L7 240H5V238H6V236L8 237V234H6V233H9V231L7 230V232L5 231V233H2L1 234V231L2 232H4V228H6V227H3L4 226V224L2 223V224H0V225H3V226H0V240H2V242L0 241V243H1V247H0V264L2 263V264H9V263H7L9 260H11V263L12 262H15L16 260L15 259H13V255H14V257L15 258H17V257H20L19 259H18V263L19 264H35L36 262H38L39 261V259H40V262H38L37 264H41V262H42V260H43V263L44 264H72V263H74V264H78L80 261H78V260H80V259H77V257H78V253H81V255H88V253H89V256H87V259H89L88 257H90V258H92V256H90V254H91V252L93 253L94 251H96V252H98L99 254H101V256L99 255V254H97L98 256H100V257H96L97 259H94L95 258V253L94 254H92L93 255V257L94 258H92L93 259V261L91 260V259H89L88 261H92L91 262V264L93 263V264H98L99 263V261H100V263L99 264H105V262L107 263V264H116V261L118 260V259H120V262L122 261V259L124 260V261H122V262H124V263H122V264H133V263H136V261L138 260V262L137 263H139V264H161V262L163 263V264H167L166 263V261H165V257H163V254L161 255V254H158L159 256H156V255H153V256H150V254H148V253H146L145 252V254H144V250L142 249L143 248V246H144V244H146L145 242H148V241H151V239H152V241L154 240V243H157V244H159V249L160 250H162V248H161V243L163 242V239L164 238H161V236L163 237L164 235V232H163V225H164V222L166 223V221H165V219L164 218H169L170 216H173L174 214H178V213H176L177 211H179V210H181L182 209V207L183 206H187L188 204L190 205V204H192V203H188V202H193V200L195 199V197L196 196H198L199 195V193L201 192H206V187H207V185L209 186V184H210V188H211V182H212V184L214 183L213 181H211L210 183H203V182H196V181H194L193 182V179L191 180L190 179V177L188 178H184L183 177V175H182V173H180L181 171H179V170H182V169H180L183 165H181V160H183L185 157V155L184 156H182V158L183 159H180L181 158V153L179 154L177 151L178 150H176L175 152L173 151L174 149H173V147L176 149V142L178 141V139H177V136L179 137V135H177V136H174V137H176V139H173V140H167V142H169V144H170V146L168 145V144H164L165 143V141L163 142V140L161 139V137L163 138L164 137V140H166V137L165 136H163L162 135V132H161V136H159V130H158V127L159 126H157V128H156V124H158V123H155V125H154V122H152L153 120L155 121V116H154V114H152V116H154L153 117V120L151 119V121H150V118H152L150 115V118L148 117V116H146V117H148V118H145V115L148 113L147 111H146V113L145 112H143V110L145 111L146 109H148V106H149V102H150V98L151 97H153V96H151L152 94H153V92H152V94L150 95L149 93H147L146 92V90L144 91V90H142L141 92H146L147 94H149L151 97L149 98V99H147V98H145L146 97V95L147 94H145V96L144 97H142V94L144 93H141L140 92V90L142 89L141 88V84L140 83H138ZM218 81H216V83H217ZM134 83H135V81L134 82H132V84L134 85ZM138 84H139V86L140 87H138ZM132 85V86H133ZM151 85V84H150ZM150 85H149V87H150ZM257 87V88H256ZM258 87L260 88V89H258ZM141 88V89H140ZM151 88H152V85H151V87H150V89L149 90H151ZM261 88H263V89H261ZM144 89V88H143ZM258 91H257V90ZM133 90V89H132ZM259 90H261L260 92H259ZM235 93V94H234ZM244 94L242 97L241 96H239V94ZM137 94V95H136ZM240 94V95H241ZM140 95V96H139ZM149 95H147V96H149ZM136 96H137V98H136ZM244 96H245V98H244ZM140 97H142L143 98V100L144 99H146V100H148V101H146V100H144V101H142V100H140V99H142V98H140ZM139 98V99H138ZM153 101L152 102H150V106H151V108H154L153 106H154V104H153V102L155 101V98L153 97ZM141 102L142 101V105H141V103H140V106L138 105V103H139V101ZM152 100V99H151ZM137 101H138V103H137ZM146 101V103H144ZM144 104H146L145 106H144ZM230 104V105H229ZM243 106V108H242V111H247V110H249L250 108H257V111H258V113H259V116H258V118L257 119H255L254 121H252L251 123H244V121H243V118H244V116L242 115V114H238L237 112V110L235 109V107L236 106H238L239 108L241 107V105ZM153 105V106H152ZM200 104H198L197 106L198 107H200L199 106ZM222 107H221V106ZM142 106H143V108H142ZM149 106V107H150ZM215 106V105H214ZM225 106V107H224ZM227 107V108H226ZM142 108V109H141ZM144 108H146V109H144ZM141 109V110H140ZM223 109V110H222ZM226 109V110H225ZM150 110V109H149ZM218 110V111H217ZM151 111V113H153L152 111H154V109H152V110H150ZM150 111H149V113H150ZM217 111V112H216ZM141 113V114H140ZM143 113V114H142ZM154 113H155V111H154ZM218 117V118H217ZM164 118V117H163ZM139 119L140 120H142V121H139ZM145 119V120H144ZM143 120L145 121L144 123H141V122H143ZM217 120V123L218 124H220V126L222 125V127H223V130H224V132H223V130H222V127H218L217 128V130H215L216 129V126H217V124H216V121ZM223 121V122H222ZM229 123V125L227 124V122ZM139 122V123H138ZM157 122V121H156ZM223 124H222V123ZM226 122V124L224 125V123ZM74 124L76 123V122H73ZM78 123V122H77ZM106 124H107V122H105ZM137 123V124H136ZM152 123V124H151ZM164 123V122H163ZM72 124V123H71ZM70 123L68 124V125H70L69 126V128L72 126V125H74V124H72L71 125ZM78 124H80V123H78ZM98 124V123H97ZM101 124V123H100ZM100 124H98V127H100L101 125ZM106 124H104V126H103V123H102V126L105 128L106 127ZM125 124H127V125H129V123H125ZM125 124L124 123H122V124H120L121 126H125ZM82 125H84V124H81V125H77V124H75V126L77 127V126H79V127H77L78 129L81 127H84V126H88V125H84V126H82ZM91 125V124H90ZM92 125H94V124H92ZM110 125H112L111 123H109V124H107V127L108 126H110ZM145 125V126H144ZM154 125V126H153ZM227 125V126H226ZM97 126V125H96ZM102 126H101V128L100 129H104V128H102ZM130 125H129V127L132 129V127H131ZM139 126H143L142 128L141 127H139ZM148 126H150V127H148ZM224 126L225 127H227L226 129H224ZM97 127V128H98ZM137 127V128H136ZM141 128L142 130L141 131H137V129H139V128ZM156 128V130H158V131H156L155 130V128ZM73 128H75V129H73ZM93 128H95L94 126H93ZM97 128H95V129H97ZM147 128H149V129H147ZM152 128V129H151ZM220 128V129H219ZM99 129V128H98ZM144 129H146V130H144ZM218 129L219 130H221L223 133H221L220 131H218ZM228 129V130H227ZM140 130V129H139ZM155 132H154V131ZM77 131V130H76ZM103 131V130H102ZM137 131V132H136ZM143 131H145L146 133H144ZM141 132V133H140ZM151 134H150V133ZM155 134H154V133ZM158 132V133H157ZM217 132H219V135L217 134ZM229 132V134H227ZM54 133V132H53ZM71 133V134H70ZM101 133H100V135H101ZM140 133V134H139ZM144 133V134H143ZM221 133V134H220ZM55 134V133H54ZM59 134V133H58ZM68 134V135H67ZM85 134V133H84ZM103 134H105L106 136H107V138L105 137V135H103ZM157 134H158V136H157ZM218 136H217V135ZM223 134H227V135H229L228 137H227V135H223ZM60 135H62V134H60ZM64 135V134H63ZM74 135V134H73ZM76 135H74V137H77ZM82 135V136H81ZM144 135H146V136H144ZM148 135V136H147ZM152 135H156V136H152ZM52 136V135H51ZM54 136V135H53ZM101 136V137H102ZM139 136H140V138H139ZM150 136V137H149ZM152 136V137H151ZM223 136V137H222ZM48 137H50V136H48ZM55 137H56V135H55ZM63 137V136H62ZM94 137V138H95ZM111 137V136H110ZM133 137H135V138H133ZM205 137H207V136H205ZM58 138H60V141L58 140ZM106 138V139H105ZM151 138V139H150ZM225 138H226V140H225ZM16 139H18V141L16 140ZM22 139V140H21ZM26 139L28 140V141H26ZM55 139V140H54ZM77 139V138H76ZM89 139V140H88ZM202 139V138H201ZM16 142H15V141ZM29 140H30V143H29ZM104 140V143L105 142H107V144H106V148H105V146H103V142L102 141ZM120 140V142L122 141L123 143H126L127 144V146L124 148H121L122 150H124V152L122 153L121 151H119V149L120 148H118L117 149V147L115 148L112 144H115V142L117 143L118 141ZM124 140V141H123ZM174 140L176 141L175 143H174ZM200 140V139H199ZM229 140V141H228ZM24 141V142H23ZM28 142V143H26V142ZM43 141V142H42ZM54 141V142H53ZM113 141H115V142H113ZM173 141V142H172ZM34 142V143H33ZM56 142V143H55ZM96 142V143H95ZM110 142V143H109ZM120 142H118V143H120ZM121 142V143H122ZM130 142V143H129ZM145 142H146V144H148V145H146L145 144ZM151 142V143H150ZM157 142V143H156ZM7 143V144H8ZM10 143H9V145H10ZM26 143V144H25ZM37 144V143H39V144H44V146L46 147L45 149V154L47 155H44L43 154V156H42V158H41V156H39L40 157V159H42V160H45V162H46V164H45V162H44V164H43V162H42V160L38 163L37 162V164L35 163L34 164V166H33V170H32V166H29L27 163V165L25 164V162L27 161V159H30L29 157H33L34 156V152H35V150H34V144ZM220 143V144H219ZM19 144V145H18ZM52 144V145H51ZM74 144V146H73V148H72V145ZM79 144L77 145L78 147H79ZM101 144V145H100ZM149 144H150V146H149ZM162 144H164V145H162ZM224 144V145H223ZM252 144V145H251ZM33 145V146H32ZM63 147H62V146ZM83 145V144H82ZM85 145V146H86ZM95 145V146H94ZM206 144H204V146H205ZM211 145V146H210ZM51 146V147H50ZM84 146V147H85ZM122 146H124V145H122ZM136 146V147H135ZM228 146V147H227ZM17 147V148H18ZM59 148V150L58 151H55L57 148ZM77 147V148H78ZM133 147V148H132ZM213 147V148H212ZM219 147H220V150H219ZM27 148V149H26ZM54 148H56L54 151L52 150V149H54ZM67 148V149H66ZM72 148V149H71ZM104 148V149H103ZM116 150H115V149ZM143 150H142V149ZM170 148V149H169ZM178 148V147H177ZM260 148V147H259ZM25 149V151H23V150ZM32 149V150H31ZM51 151H49V150ZM60 149H61V152H60ZM164 149V150H163ZM167 149V150H166ZM172 149V150H171ZM214 149V150H213ZM223 149H225V150H223ZM228 149V150H227ZM264 149V148H263ZM31 150V151H30ZM259 150V149H258ZM261 150H262V148H261ZM33 151V152H32ZM65 151H67V153H66V155H65ZM68 151L70 152L69 154H68ZM116 151H118V153L116 152ZM125 151H127V152H125ZM139 151V152H138ZM161 151V152H160ZM166 153H165V152ZM169 151V152H168ZM211 151H213V152H211ZM222 153H221V152ZM223 151L225 152V153H223ZM263 151V150H262ZM262 151H259V153L260 152H262ZM50 152V153H49ZM57 152H58V157L60 156V159L59 158H57L56 156H57ZM64 154H63V153ZM119 152H120V154H119ZM132 152V153H131ZM136 152H137V154H136ZM149 152V153H148ZM165 154H164V153ZM171 152H173V153H171ZM204 152V153H205ZM217 152V153H216ZM228 152V153H227ZM10 153V154H9ZM32 153H33V155H32ZM59 153H61V155H59ZM78 153V152H77ZM91 153H93V154H91ZM103 153V154H102ZM114 153V154H113ZM121 153H122V155H121ZM162 153V154H161ZM179 154L178 156H176V157H174L173 155H176V154ZM215 153V154H214ZM263 153H264V151H263ZM50 154V155H49ZM54 154H56V155H54ZM88 154V155H87ZM110 154V155H109ZM121 156H119V155ZM141 154V155H140ZM156 154V155H155ZM210 154H212V155H210ZM222 154V155H221ZM261 154V153H260ZM32 155V156H31ZM54 155V157H52ZM63 155V157H61ZM77 155V156H76ZM172 155V156H171ZM248 155V156H247ZM13 156V157H12ZM24 156V157H23ZM35 156H36V154H35ZM47 158H46V157ZM49 156V157H48ZM99 156V159L100 160H97L98 157ZM158 156V157H157ZM180 156V157H179ZM200 156V155H199ZM198 156V157H199ZM211 156V157H210ZM66 157V158H65ZM93 157L96 159H93ZM145 157H147V158H145ZM161 159H160V158ZM167 157H169V158H167ZM171 157V158H170ZM175 158L174 160H173V158ZM211 159H210V158ZM14 158H15V160H14ZM79 158V159H78ZM111 160H110V159ZM116 158V159H115ZM119 158H120V160H119ZM122 158V159H121ZM167 158V159H166ZM176 158H179V162L177 161L178 159H176ZM220 158V159H219ZM21 159V160H20ZM55 159H58V160H55ZM68 159V160H67ZM103 159H104V162H103ZM190 160H189V164H190V162H191V166L193 167V165H194V163H195V161H197L198 162V160L197 159H194V158H192V160H191V158H189ZM230 159V163L229 162H227L228 160ZM11 160V161H10ZM19 160V161H18ZM54 160V161H53ZM101 160H102V162L104 163V165H106V169H109L108 170V172H105L106 171V169H104V166H102V162H101ZM174 162H173V161ZM227 160V161H226ZM12 161H14V162H12ZM21 161L23 162V161H25V162H23L22 164H21ZM49 161V162H48ZM71 161V162H70ZM75 161V162H74ZM92 161H93V163H92ZM99 161V162H98ZM176 161V162H175ZM241 161V162H240ZM59 162V163H58ZM122 163L123 164V166H122V164L120 165V163ZM127 162H129V163H127ZM137 162V163H136ZM145 162V163H144ZM162 164H161V163ZM194 162V163H193ZM197 162L195 163V165H194V167L191 169V168H189L188 169V172H190L189 170H191V172L189 173V174H191V175H194V173L192 174V170H194V168L196 167V165H198L197 164ZM224 162V161H223ZM229 163L231 166L229 167V165L227 164V163ZM239 162V163H238ZM7 163V164H8ZM85 163V164H84ZM90 163V165L88 166V164ZM96 163H97V165H96ZM114 163H116V164H114ZM119 163V165H117ZM126 163H127V165H126ZM130 163H131V166H130ZM164 163V164H163ZM169 163V164H168ZM171 163V164H170ZM177 163H180V164H177ZM199 163V162H198ZM221 163V162H220ZM250 163V162H249ZM6 164V165H7ZM16 164V165H15ZM64 164V165H63ZM87 164V165H86ZM108 164V165H107ZM110 164V165H109ZM141 164V165H140ZM153 164V165H152ZM156 164V165H155ZM177 164V165H176ZM188 164V163H187ZM188 164V165H189ZM193 164V165H192ZM223 165H224V163H222ZM36 165V166H35ZM63 165V166H62ZM66 165V166H65ZM70 165H72V166H70ZM79 165V166H78ZM92 165V166H91ZM111 165H113V166H111ZM143 165V166H142ZM161 165V166H160ZM165 166V167H163V166ZM175 165V166H174ZM17 166V167H16ZM24 167V168H22V167ZM62 166V167H61ZM100 166H102L101 167V169H100ZM130 166V167H129ZM133 166V167H132ZM148 166V167H147ZM176 166H177V168H176ZM205 166V167H206ZM233 166V167H232ZM15 167V168H14ZM59 167V168H58ZM71 167V168H70ZM91 167V168H90ZM109 167V168H108ZM113 167V168H112ZM122 167V168H121ZM159 167V168H158ZM185 167L187 168V165H185ZM190 167V166H189ZM231 167H232V169H231ZM11 168V169H10ZM28 170H27V169ZM29 168H31V169H29ZM85 168V169H84ZM121 168V169H120ZM154 168H155V170H154ZM162 168V169H161ZM163 168H165V169H163ZM16 169V170H15ZM27 171H26V170ZM40 169V170H39ZM94 169V170H93ZM111 169V170H110ZM157 169V170H156ZM168 171H167V170ZM172 169V171H170ZM175 169V170H174ZM213 169V170H214ZM223 169V170H222ZM13 170V171H12ZM73 170V171H72ZM100 172H99V171ZM115 170H116V172H115ZM123 170V171H122ZM127 170V171H126ZM134 170V171H133ZM145 170V171H144ZM179 172H178V171ZM227 170V171H226ZM36 171V172H35ZM59 173H58V172ZM89 173H88V172ZM122 171V172H121ZM131 171V172H130ZM156 172V173H154V172ZM195 171V170H194ZM193 171V172H194ZM215 171V170H214ZM229 171V172H228ZM13 172V173H12ZM20 172V173H19ZM24 172V173H23ZM62 172V173H61ZM72 172V173H71ZM98 172V173H97ZM119 172V173H118ZM124 172V173H123ZM136 172V173H135ZM157 172H160V173H158L157 174ZM221 172V173H220ZM232 172V173H231ZM6 173V174H5ZM15 173V174H14ZM17 173V174H16ZM22 173L24 174V175H22ZM50 173V174H49ZM71 173V174H70ZM102 173V174H101ZM103 173H104V175H103ZM108 173L110 174V175H108ZM114 173V174H113ZM141 173H142V175H141ZM153 173V174H152ZM163 175H162V174ZM168 173V174H167ZM214 173V172H213ZM37 174V175H36ZM47 174V175H46ZM50 176H49V175ZM58 174V175H57ZM66 174V175H65ZM113 174V175H112ZM136 174V175H135ZM158 176H157V175ZM164 174H165V176H164ZM65 177H64V176ZM124 175V176H123ZM130 175V176H129ZM232 175V176H231ZM17 176V177H16ZM21 176V177H20ZM93 176V177H92ZM100 176V177H99ZM127 176V177H126ZM214 176H215V174H214ZM225 176H224V180L226 179L225 178ZM229 176V177H228ZM231 176V177H230ZM13 177H14V179H13ZM15 177H16V179H15ZM35 177V178H34ZM113 177V178H112ZM124 177V178H123ZM159 177V178H158ZM164 177V178H163ZM181 177H183V178H181ZM220 177H222V175H220L219 176V179H220ZM7 178V179H6ZM33 178H34V180H33ZM37 178V179H36ZM61 178V179H60ZM63 178V179H62ZM71 178V179H70ZM80 178V179H79ZM105 178H107V179H105ZM111 178H112V180H111ZM161 178V179H160ZM166 178H168V179H166ZM170 178V179H169ZM173 178V179H172ZM192 178V177H191ZM21 179V180H20ZM79 179V180H78ZM83 179V180H82ZM99 179V180H98ZM105 179V180H104ZM125 179V180H124ZM146 179V180H145ZM151 179V180H150ZM158 179V180H157ZM188 179V180H187ZM215 179V180H214ZM214 181H216L215 183H214V186H213V188L215 189L214 191H213V189L211 188V193H214V192H216L218 189H220L219 187V182H218V179H217V177L215 178L214 177ZM24 180V181H23ZM50 182H49V181ZM54 180V181H53ZM86 180H88V181H86ZM123 180V181H122ZM175 180V181H174ZM185 180V181H184ZM221 180V179H220ZM222 180H223V178H222ZM223 180V181H224ZM15 181H16V183H15ZM22 181H23V183H22ZM41 181V182H40ZM98 181H100V182H98ZM102 181V182H101ZM122 181V182H121ZM142 181V182H141ZM172 181H173V183H172ZM222 181V182H223ZM2 182H3V184H2ZM12 182V183H11ZM92 182V183H91ZM105 182V183H104ZM124 182V183H123ZM152 184H151V183ZM221 182V181H220ZM221 182V183H222ZM7 183H9V184H7ZM15 183V184H14ZM21 185H19V184ZM26 183V184H25ZM80 183V184H79ZM86 183V184H85ZM140 183V184H139ZM150 183V184H149ZM187 183V184H186ZM6 184V185H5ZM11 184V185H10ZM25 184V185H24ZM32 184V185H31ZM97 184V185H96ZM145 184H147V186L145 185ZM179 184V185H178ZM217 184V185H216ZM2 185H4L3 187L5 188L4 190H6V192L2 189L3 187H2ZM16 185L18 186V187H16ZM28 185L30 186V187H28ZM64 185V186H63ZM86 185V186H85ZM94 185V186H93ZM102 185V186H101ZM184 185V186H183ZM195 185V186H194ZM200 185V186H199ZM9 186V187H8ZM34 186V187H33ZM39 186V187H38ZM42 186V187H41ZM54 186V188H52ZM86 188H85V187ZM101 186V187H100ZM112 186V187H111ZM114 186V187H113ZM133 186V187H132ZM142 186V187H141ZM169 186V187H168ZM202 186H204V187H202ZM218 188H217V187ZM7 187H8V189H10L11 188V191H12V193H10V191L7 189ZM14 187H16V188H14ZM25 187L27 188L26 190H25ZM34 188L33 190H32V188ZM47 187V188H46ZM52 189H51V188ZM56 187V188H55ZM59 187H61V188H59ZM69 187V188H68ZM72 187V188H71ZM94 187H95V189H94ZM97 187H99V188H97ZM104 187V188H103ZM106 187V188H105ZM109 187L111 188V189H109ZM120 187V188H119ZM141 187V188H140ZM184 187V188H183ZM197 187V188H196ZM198 187H200L199 189H198ZM205 188L204 190L202 189V188ZM43 188V189H42ZM45 188V189H44ZM63 188V189H62ZM79 188V189H78ZM84 188V189H83ZM101 188V189H100ZM119 188V189H118ZM146 188V189H145ZM174 188V189H173ZM182 188V189H181ZM188 188V189H187ZM196 188V189H195ZM208 188V187H207ZM51 189V190H50ZM65 189V190H64ZM68 189V190H67ZM86 189V190H85ZM105 189V190H104ZM170 189H172V190H170ZM190 189V190H189ZM22 190V191H21ZM25 190V191H24ZM28 190H30L29 192H26V191H28ZM35 190V191H34ZM80 190V191H79ZM97 190V191H96ZM108 190H110V191H108ZM140 190V191H139ZM167 190V191H166ZM175 190V191H174ZM192 190V191H191ZM196 190V191H195ZM200 190V191H199ZM210 190V189H209ZM221 190V189H220ZM258 190V191H257ZM20 191V192H19ZM53 191V192H52ZM63 191V192H62ZM69 191V192H68ZM164 191V192H163ZM169 191V192H168ZM174 191V192H173ZM3 192H5V194H3ZM26 192V193H25ZM31 192V193H30ZM134 192V193H133ZM141 192V193H140ZM173 192V193H172ZM209 192V193H210ZM258 192V193H257ZM8 193H10V194H8ZM14 193V194H13ZM16 193V194H15ZM17 193H19V195L17 194ZM21 193V194H20ZM47 193V194H46ZM69 193V194H68ZM79 193V194H78ZM82 193V194H81ZM95 195H94V194ZM97 193V194H96ZM147 193H149V194H147ZM162 193V194H161ZM175 193V194H174ZM182 193H184V194H182ZM195 193V194H194ZM200 194V196L202 195V196H207L208 194ZM219 193V191L216 193V194H218ZM260 193V194H259ZM261 193H262V196H261ZM264 189H263V187L262 188H256L255 189V192H253L252 194L254 195H251V193H248V194H250L251 196H252V198H251V196H249V198L247 197L248 195H244L245 196V199H244V197L242 198L241 197V199H243L242 200V205H241V203H240V205H239V207L240 206H243V201H244V203L245 204H247L248 202L250 203V207H252L253 205H255V206H253V208L255 207L256 209H251L250 207H249V209H248V207L247 206H245V204H244V208H246V211H245V209L243 208L242 209V207L241 208H239V209H241V210H244L242 213H243V215L242 216H246V218H248V221H250V220H252V219H257L258 217V219H261V221H263L264 219V212L262 213L261 211H260V208H259V206L258 205H260V203H261V201H262V207H263V205H264ZM1 194H3V195H5V196H3V195H1ZM24 194L28 197V196H30V197H28V199L26 200V199H24L23 201H22V198L23 197H25L26 198V196H24ZM33 194V195H32ZM56 194V195H55ZM62 194V195H61ZM76 195V197H75V195ZM101 194V195H100ZM125 194V195H124ZM147 194V195H146ZM168 194V195H167ZM171 196H170V195ZM196 194H198V195H196ZM215 194V193H214ZM8 195H10L12 198H10V196H8ZM17 195H18V197H17ZM32 195V196H31ZM36 196V198H35V196ZM49 195V196H48ZM107 195V196H106ZM116 195V196H115ZM173 195V196H172ZM182 195H184V196H182ZM192 197H191V196ZM255 195H257V196H255ZM8 196V197H7ZM15 196V197H14ZM20 196H23V197H20ZM39 196V197H38ZM44 196V201H43V197ZM67 196V197H66ZM81 196H82V198H81ZM188 196V197H187ZM194 196V197H193ZM200 197L199 199H206L205 197ZM5 197H7V198H5ZM41 197V199H42V201L40 200L39 201V204H37L38 202L37 201H34V200H38V198H40ZM78 197V198H77ZM98 197V198H97ZM108 197V198H107ZM141 197H142V199H141ZM158 197V198H157ZM180 197V198H179ZM10 198V199H9ZM46 198V199H45ZM70 198V199H69ZM178 198V199H177ZM188 198V199H187ZM248 198V199H247ZM1 199V200H2ZM6 199H7V201H6ZM16 199V200H15ZM21 199V200H20ZM60 199V200H59ZM105 199V200H104ZM106 199H108V200H106ZM123 199V200H122ZM177 199V200H176ZM184 199V200H183ZM192 199V200H191ZM241 199H239L240 201H241ZM32 200V201H31ZM46 200H48V201H46ZM69 200V201H68ZM101 200V201H100ZM169 200V201H168ZM175 200H176V202H175ZM180 200V201H179ZM182 200V201H181ZM196 200V199H195ZM250 200H252V202L250 201ZM13 203H12V202ZM26 201V202H25ZM50 201V202H49ZM51 201H52V204H51ZM68 201V202H67ZM92 201H94V202H92ZM127 203H126V202ZM149 201V202H148ZM174 201V202H173ZM188 201V202H187ZM260 201V202H259ZM0 202H2V201H0ZM25 202V203H24ZM29 202V203H28ZM46 202H49L50 204L48 205V206H46ZM82 202V203H81ZM87 202V203H86ZM113 202V203H112ZM134 204H133V203ZM173 202V203H172ZM179 202H180V204H179ZM259 202V203H258ZM12 203V205L13 206H16V208H17V210L15 209V207L13 208V207H11V204ZM15 203V204H14ZM19 203V204H18ZM27 203H28V205H27ZM30 203H32V205L30 204ZM34 203V204H33ZM66 203V204H65ZM79 203H80V205H79ZM135 203H136V205H135ZM182 203V204H181ZM188 203V204H187ZM194 203V202H193ZM249 203L247 204V205H249ZM255 203V204H254ZM257 203V204H256ZM6 204V205H5ZM42 204V205H41ZM78 204V205H77ZM123 204V205H122ZM253 204V205H252ZM50 205H52V207L50 206ZM98 205H100L98 208H97V206ZM123 207H122V206ZM145 205V206H144ZM147 205V206H146ZM163 205V206H162ZM188 205V206H189ZM30 206V207H29ZM35 206H37L38 207V209L40 210H38L36 207L34 208ZM40 206H42L43 208H41ZM51 208H50V207ZM69 206V207H68ZM82 206V207H81ZM96 206V207H95ZM187 206V207H188ZM2 207V208H1ZM6 207L8 208V209H6ZM81 207V208H80ZM84 207V208H83ZM106 207V208H105ZM108 207V208H107ZM180 207V208H179ZM262 207H261V210H264V209H262ZM31 208H33V209H35V210H37L36 212H35V210H33L32 209V213H29L30 212V209ZM53 208H55L56 209V211L58 210L59 211V214H57L58 212H56L55 211V209L53 210ZM58 208V209H57ZM92 208V209H91ZM112 208H114V209H112ZM119 208V209H118ZM175 208H177L176 209V211H175ZM257 208H259V209H257ZM3 209V210H2ZM10 209V210H9ZM13 209V211L11 212V210ZM27 209H28V211H27ZM44 209V210H43ZM48 209V210H47ZM85 211H84V210ZM98 209V210H97ZM112 211H111V210ZM131 209V210H130ZM155 209V210H154ZM162 209V210H161ZM251 209V210H250ZM2 210V211H1ZM7 210V211H6ZM17 212H16V211ZM21 210V212H19ZM46 210H47V212H46ZM51 210H53V211H51ZM107 210H108V212H107ZM174 210V211H173ZM241 210H240V213H241ZM24 211V212H23ZM25 211H27L26 212V214H24L25 213ZM44 211H45V213H44ZM50 211V212H49ZM109 211H111V212H109ZM147 211V212H146ZM169 213H167V212ZM171 211V212H170ZM2 212H5V214L4 213H2ZM7 212V213H6ZM41 212H43V213H41ZM54 212V213H53ZM61 212V213H60ZM173 212H175V213H173ZM180 212V211H179ZM237 212V210L235 211V213ZM245 212H247V213H245ZM248 212H249V216L248 215H246V214H248ZM250 212H251V215H253V216H251L250 215ZM33 213H35V215L33 214ZM47 213H50V214H47ZM149 213V214H148ZM166 213V214H165ZM238 213V212H237ZM241 213V214H242ZM245 213V214H244ZM254 213H257L256 214V217L257 218H255V214ZM20 214H22L21 216H23V214L24 215H28L27 216V218H25V217H21V216H19ZM45 214V215H44ZM139 214V215H138ZM170 214H172V215H170ZM240 214V215H241ZM113 215V216H112ZM118 215V216H117ZM146 215V216H145ZM161 215H163V219H162V217H161ZM166 215V216H165ZM170 215V216H169ZM3 216V217H2ZM5 216H7V217H5ZM8 216H10V218L8 217ZM49 216H50V218H51V220H50V218H49ZM64 216H66V217H64ZM108 216H110V218L108 217ZM136 216V217H135ZM159 216V217H158ZM165 216V217H164ZM175 216V215H174ZM52 217H54V218H52ZM58 217V218H57ZM157 217V218H156ZM250 217H253V218H250ZM7 218H8V220H7ZM23 218V219H22ZM25 218V219H24ZM48 218V219H47ZM60 218V219H59ZM119 218V219H118ZM125 218V219H124ZM134 218V219H133ZM153 218H155V219H157V220H155V219H153ZM5 219H6V221H8V222H6L5 221ZM29 219V218H28ZM69 219H70V222H72L73 224H74V228H75V233L73 234V233H68V234H66L67 232H69V230L67 231V230H65L66 229V227L69 225ZM116 219V220H115ZM129 219V220H128ZM134 221H133V220ZM158 219H160V221L158 220ZM263 219V220H262ZM25 220H27V222H24ZM42 220V221H41ZM46 220H48V221H46ZM53 220V221H52ZM56 220H58V221H56ZM64 220V221H63ZM67 220H68V222H67ZM162 220H164V221H162ZM167 220V219H166ZM29 221V222H28ZM46 221V222H45ZM50 221V222H49ZM61 221V222H60ZM113 223H112V222ZM130 221V222H129ZM247 221V220H246ZM11 222H10V226H11ZM53 222V223H52ZM54 222H56L55 224H54ZM58 222V223H57ZM66 222V223H65ZM118 222V223H117ZM126 222H128V223H126ZM134 222H136L135 224H134ZM142 222V224H140ZM254 222H258V221H254ZM254 222H252L251 221V223H254ZM25 223H28V224H25ZM64 224V226H62L61 224ZM117 223V224H116ZM162 225H161V224ZM250 223V222H249ZM259 223V222H258ZM30 224V225H29ZM41 224H42V226L43 227H41ZM54 224V225H53ZM59 224V225H58ZM67 224V225H66ZM147 224V225H146ZM150 225V227H149V225ZM152 224V225H151ZM248 224V223H247ZM256 225H257V223H255ZM255 224H253L254 226H255ZM260 224H263L264 225V222H262V223H260ZM260 224H258V225H260ZM12 225V226H13ZM34 225V224H33ZM49 225V226H48ZM53 227H52V226ZM116 225L118 226V227H116ZM132 225V226H131ZM136 225V226H135ZM248 225H250V224H248ZM257 225V226H258ZM9 226V227H10ZM37 226V227H38ZM57 226V227H56ZM113 226V227H112ZM142 226V227H141ZM251 226V225H250ZM254 226H253V228H254ZM256 226V227H257ZM8 227V228H9ZM23 227V228H24ZM28 227H26V228H24L23 230H28L27 228ZM32 227V226H31ZM37 227H36V229H37ZM45 227V228H44ZM47 227H48V229H47ZM61 227V228H60ZM65 227V229H63ZM115 227V228H114ZM152 227L154 228V230L152 229ZM155 227H157L156 229H155ZM2 228H3V230H2ZM7 228V229H8ZM42 228V229H41ZM50 228H53V230L52 229H50ZM58 228V229H57ZM111 228H114L113 230L111 229ZM117 228V229H116ZM121 228V229H120ZM151 228V229H150ZM162 229L160 232H159V230L158 229ZM258 228V227H257ZM13 229H16V228H13ZM20 229H21V231H18L17 233H15L14 231V233L15 234H17L18 235V233H20V232H22L23 233V231H22V226L20 227ZM20 229H16V230H20ZM34 231H35V229L34 228H32ZM55 229H57V230H64V231H66V233H63V232H61L60 230V232L59 231H57V230H55ZM133 229V230H132ZM256 229V228H255ZM33 230H31V232L33 231ZM52 230V231H51ZM127 230V231H126ZM252 230V229H251ZM250 230V231H251ZM260 230V229H259ZM10 231H12V230H10ZM30 231V230H29ZM54 231V232H53ZM132 231V232H131ZM156 231H158V232H156ZM256 231H257V229H256ZM27 232V231H26ZM45 233L46 232V234H43V235H41L42 233ZM51 232H53V233H51ZM61 233V235H59L58 236V233ZM115 234V235H113V233ZM122 232V233H121ZM139 232V233H138ZM150 232H151V234H150ZM254 232V229L251 231V233H253ZM258 232V231H257ZM13 233V234H14ZM48 233L49 234H51V235H48ZM154 233H157L156 235H154ZM10 234V233H9ZM26 234V233H25ZM33 234V233H32ZM32 234H31V236H32ZM54 234H56L57 236H54ZM62 234H64L63 236H62ZM66 234V235H65ZM76 234V235H75ZM147 234V235H146ZM152 234L154 235L153 237H152ZM260 234V233H259ZM2 235V236H1ZM5 235V236H4ZM11 235V234H10ZM19 235H21V234H19ZM18 235V236H19ZM23 235V234H22ZM27 235H23L24 236V238H25V236H27ZM35 235V234H34ZM46 235V236H45ZM72 235L74 236H77V237H72ZM255 235V234H254ZM257 235H258V233H257ZM12 236H14V235H12ZM11 236V238H13ZM51 236H53L54 237V239H50V238H52ZM65 236V237H64ZM71 236V237H70ZM119 236H124L122 239H121V241L120 242H123L124 241V243H127L128 244V242H127V240H129V242H131V243H129V244H135L136 243V245L138 244L137 242H136V239H137V241L138 240H140V242H141V244L142 243H144V244H140L142 247H140L139 246V244H138V246L140 247V249H142V253L140 252V250H139V248H138V251L139 252H137V251H135V252H137V254L135 253V252H133V251H130L128 248H127V250H125V249H123V247L122 246H120V243L119 242H117V243H115V241H118V239H120V238H115V237H119ZM134 236V237H133ZM146 236V237H145ZM15 237V236H14ZM35 237V236H34ZM33 237V238H34ZM45 237V238H44ZM66 237H69V242H70V245H76L77 244V242H78V246H79V251L76 253L75 252V250L73 251V249L71 248V246H70V248L72 249H68V247H66V246H63L64 244H63V238H66ZM133 237V238H132ZM149 237H152L151 239L149 238ZM253 237H255V236H253ZM10 238V237H9ZM23 238V237H22ZM21 238V239H22ZM32 238V237H31ZM53 240V242H54V244H53V242H49L50 240ZM114 238H115V241H113L114 240ZM146 238H147V241H146ZM148 238L150 239V240H148ZM7 239V238H6ZM14 239V238H13ZM68 239V238H67ZM66 239V240H67ZM76 241V243L74 242V240ZM112 239V240H111ZM117 239V240H116ZM126 239V240H125ZM134 239V240H133ZM141 239L143 240V239H145V241H141ZM15 240H16V238H15ZM20 240V239H19ZM19 240H16V241H19ZM62 240V241H61ZM66 240H65V242H66ZM71 240V241H70ZM112 241V243H108L109 241ZM133 240V241H132ZM156 240H158V241H156ZM161 241V243H160V241ZM11 241H13L12 239H11ZM22 241H23V239H22ZM21 241V242H22ZM57 241H58V243H57ZM59 241H61L60 243H59ZM72 241L74 242V243H72ZM110 241V242H111ZM126 241V242H125ZM8 242H9V240H8ZM15 242V241H14ZM25 242V241H24ZM27 242V241H26ZM64 242V243H65ZM135 242V243H134ZM139 242V241H138ZM4 243V244H3ZM16 243H18V242H16ZM28 243V244H29ZM39 243V242H38ZM72 243V244H71ZM10 244H12V243H10ZM27 244V243H26ZM28 244L26 245V247L28 246ZM35 244V243H34ZM33 244V245H34ZM60 244V245H59ZM110 245V251L111 252H109V251H107V250H109L108 248H106L104 245H107V246H109ZM115 244V245H114ZM118 244V245H117ZM16 245V244H15ZM19 244H17L16 246H18ZM21 245V244H20ZM24 246V245H23ZM62 247V248H60V247ZM68 246H69V244H68ZM116 246V247H115ZM15 247V246H14ZM19 247V246H18ZM42 247V248H41ZM6 248V249H5ZM43 248H46L45 250H43ZM65 248H67L68 249V251H66L67 249H65ZM77 248V245H76V247H75V249ZM101 248H106L105 250L108 252V253H106V251H104L103 249H101ZM115 248V251H113V249ZM3 249V250H2ZM14 249V248H13ZM15 249H16V247H15ZM18 249V248H17ZM40 249V250H39ZM58 249V250H57ZM65 249V250H64ZM121 251H120V250ZM4 250H6V251H4ZM9 252H8V251ZM26 250H28V252L26 251ZM32 250H37L39 253H35L34 251H32ZM47 250H49L50 252H48ZM76 250H78V249H76ZM129 250V251H128ZM16 251V250H15ZM26 251V253H24ZM31 251H32V253H31ZM36 251V252H37ZM47 253V254H49V256L50 257H52L53 256V258H50V257H48V255L47 254H45V252ZM65 251V252H64ZM72 251V252H71ZM104 251V253H106V254H103L102 252ZM13 254V253H16V255L15 254H13V255H10L11 253ZM23 252V253H22ZM34 252V253H33ZM59 252V253H58ZM74 252V254H72ZM125 254H124V253ZM162 252V251H161ZM10 253V254H9ZM29 253V254H28ZM44 254L45 256H47V258L48 259H53L51 262L44 256V255H42V254ZM53 253V254H52ZM76 253V254H75ZM160 253V252H159ZM4 254H6V255H4ZM21 256H20V255ZM32 254V255H31ZM33 254H35V255H33ZM40 254V255H39ZM60 254V255H59ZM65 254V255H64ZM71 254V255H70ZM127 254V255H126ZM131 254V255H130ZM136 256H134V255ZM142 254V256H140ZM7 255H10L11 257H12V259H11V257H10V259L8 260L7 258L9 257V256H7ZM17 255H19V256H17ZM24 255V257H22ZM29 255H31V257H28ZM54 255H55V257H54ZM105 255V256H104ZM107 255H109V256H107ZM126 256L125 258H129V260L128 261H126V263H125V259L123 258L124 256ZM17 256V257H16ZM35 256V257H34ZM63 256H65L64 258H63ZM74 256V257H73ZM80 256V255H79ZM111 256V257H110ZM119 256H121V258L119 257ZM128 256V257H127ZM134 256V257H133ZM150 256V257H149ZM156 256V257H155ZM162 256V257H161ZM4 257V258H3ZM39 257V258H38ZM43 257H45L44 259H42L41 260V258H43ZM60 257V258H59ZM83 257V256H82ZM101 257H103V258H101ZM108 257V258H107ZM130 257H131V259H130ZM138 257H140V258H138ZM144 257H146V258H144ZM156 258V262H155V260H152L153 262H151L150 260H151V258L153 259V258ZM158 257V258H157ZM160 257H161V260H160ZM264 257V256H263ZM24 258V259H23ZM38 258V259H37ZM68 258V260H65V259H67ZM71 258V259H70ZM73 258L74 259H76V260H73ZM80 258V257H79ZM101 258V259H100ZM114 258H115V263H114ZM118 258V259H117ZM138 258V259H137ZM148 258V259H147ZM3 259V260H2ZM30 259V260H29ZM81 259H83L82 260V262L83 261H87V259H85V258H81ZM104 259V260H103ZM106 259V260H105ZM112 259H113V262H112ZM137 259V260H136ZM144 259H147V261L146 260H144ZM6 260H8L7 262H6ZM15 260V261H14ZM28 260V263L26 262ZM33 262H32V261ZM38 260V261H37ZM56 260V261H55ZM72 260V261H71ZM94 260H95V262H94ZM97 260H99L98 262H96ZM110 260V261H109ZM148 260H149V262H148ZM30 261V262H29ZM49 262V263H46V262ZM63 261V262H62ZM67 261V262H66ZM105 261V262H104ZM130 261V262H129ZM16 262V263H17ZM104 262V263H103ZM120 262L119 261H117V263H119L120 264ZM133 262V263H132ZM155 262V263H154ZM165 262V263H164ZM10 263V264H11ZM15 263V264H16ZM88 262H83L82 264H87ZM136 263V264H137ZM13 264V263H12ZM80 264V263H79ZM88 264H90V263H88Z\"/></svg>",
    "mask_w": 264,
    "mask_h": 264
},
{
    "label": "crops",
    "instance_id": "0c3cea01",
    "mask_svg": "<svg viewBox=\"0 0 264 264\" xmlns=\"http://www.w3.org/2000/svg\"><path fill=\"white\" fill-rule=\"evenodd\" d=\"M256 99L258 101L260 110L264 112V95L256 96ZM242 108H243L242 105L240 108L238 106L235 107V109L238 111L237 113L242 114L244 116V118H243L244 123L249 124L258 118L259 113L257 111V108H250L247 111H242Z\"/></svg>",
    "mask_w": 264,
    "mask_h": 264
}]
</instances>
